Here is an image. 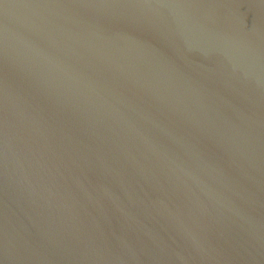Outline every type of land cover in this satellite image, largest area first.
<instances>
[{
	"label": "water",
	"instance_id": "water-1",
	"mask_svg": "<svg viewBox=\"0 0 264 264\" xmlns=\"http://www.w3.org/2000/svg\"><path fill=\"white\" fill-rule=\"evenodd\" d=\"M0 264H264V0H0Z\"/></svg>",
	"mask_w": 264,
	"mask_h": 264
}]
</instances>
